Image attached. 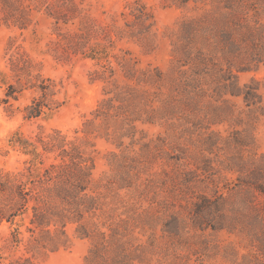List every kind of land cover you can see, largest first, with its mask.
Here are the masks:
<instances>
[{"label": "trees", "instance_id": "1", "mask_svg": "<svg viewBox=\"0 0 264 264\" xmlns=\"http://www.w3.org/2000/svg\"><path fill=\"white\" fill-rule=\"evenodd\" d=\"M193 1H200L203 12L181 24L178 58L165 72L143 67L130 49L120 47L127 41L148 54L156 49L154 16L143 0L103 24L91 22L77 0H0L5 19L24 27L34 10H45L55 19L54 54L95 60L99 68L92 80L103 82L104 97L74 137L62 130L35 136L17 131L9 139L29 158L19 172L0 169V224L28 214L29 251L67 246V226L76 224L77 235L90 240L87 264H173L171 251L184 243L199 255L214 249L208 230L246 232L258 221L264 224V153L257 156L251 131L254 113L264 115V99L258 81L239 79L240 72L264 64V0ZM12 60L19 65L18 57ZM24 61L18 79L25 77L39 91L25 118L61 107L57 83L33 74L31 60ZM7 95L17 98L14 91ZM226 121L232 123L227 134L213 128ZM147 126L180 128L192 144L195 131H202L196 139L200 149L154 172L157 159L186 148L170 145L168 137H149ZM98 138L120 150L109 154L110 171L101 177ZM11 264L33 261L21 256Z\"/></svg>", "mask_w": 264, "mask_h": 264}, {"label": "rangeland", "instance_id": "2", "mask_svg": "<svg viewBox=\"0 0 264 264\" xmlns=\"http://www.w3.org/2000/svg\"><path fill=\"white\" fill-rule=\"evenodd\" d=\"M77 1L81 7L85 8V14L91 22L103 24L111 22L114 17L119 16L121 11H129L130 4L134 0ZM143 1L154 16L153 31L156 49L148 54L139 45L127 41L120 42V47L130 49L142 60L143 67L160 66L167 72L178 58V55L174 54V49L175 41L179 39L181 24L185 20L200 16L203 10L198 9L197 6L202 7V4L200 1L193 0L186 6L179 5L180 0ZM4 15L5 12L1 10L0 5V169L19 172L27 166L26 160L29 156L10 146L11 136L17 131L24 136H35L39 132L47 134L54 130H62L69 137H74L75 130L82 128L84 121L91 117V112L104 97L103 82L92 80L91 73L99 68L95 60L84 58L82 55L59 57L54 54L50 43L57 37L54 32L55 19L50 17L45 10H34L31 21L26 27L5 19ZM120 21L123 23L122 19ZM71 27V24L67 25L64 30ZM14 57L19 58L18 66L13 64ZM25 59L31 60L33 74H40V78H51L57 83L59 93L56 99L60 102L65 101L61 107L33 119L25 118V109L33 98L39 95V91L30 87L32 84L25 77L19 80L17 76L23 73L22 67H24ZM239 79L241 84L250 83L252 80L258 81L264 99V64L256 69L240 72ZM37 81V78H34L32 83ZM10 85H13L12 89ZM8 91H14L17 98L8 96ZM235 100L240 109L247 110L240 99ZM254 114L257 119L253 122L254 128L251 131L255 136L257 156H260L264 153V115H261L260 111ZM247 120L244 119L245 122ZM231 124L226 121L213 128L227 134L232 131ZM146 129L149 137L155 138L158 135L168 137L170 145L186 148L169 150L170 159H157L152 164L154 172L160 173L163 168L170 169L176 164L177 157L192 153L195 155L200 149V143L197 144L196 139L202 131H195V144H192L189 135L181 134L180 128L166 129L160 126H147ZM96 141L98 150L96 176L101 177L110 171L109 154L112 151L120 152V150L104 138H98ZM231 176L234 177L235 174H229V177ZM174 184L173 181L172 187ZM178 190H182L181 185ZM259 199L264 200V195H260ZM28 225V214L17 217L13 223L4 221L0 224V264H11L21 256L30 257L33 264H87L86 255L90 240L77 235L76 224L67 226L71 238L67 246L56 251L45 252H32L27 249V239L30 235L27 231ZM159 233H162L160 229ZM15 234L22 239L20 242H16ZM205 234L211 237L209 238L214 249L204 250V253L199 255L192 251L187 242L179 246L180 249L171 251L170 261L173 264H190V262L198 264L197 261L203 264H264V241H262L264 224L260 221L246 232L208 230Z\"/></svg>", "mask_w": 264, "mask_h": 264}]
</instances>
